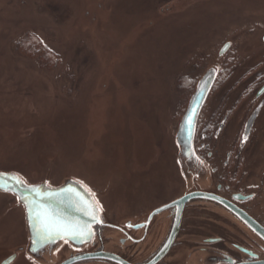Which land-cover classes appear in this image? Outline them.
I'll return each mask as SVG.
<instances>
[{
	"label": "rangeland",
	"instance_id": "obj_1",
	"mask_svg": "<svg viewBox=\"0 0 264 264\" xmlns=\"http://www.w3.org/2000/svg\"><path fill=\"white\" fill-rule=\"evenodd\" d=\"M146 1L0 0V170L29 183L51 172L53 186L73 177L115 202L181 187L177 130L232 21L223 1L160 17ZM16 203L0 192V248L24 235Z\"/></svg>",
	"mask_w": 264,
	"mask_h": 264
},
{
	"label": "flooded vegetation",
	"instance_id": "obj_2",
	"mask_svg": "<svg viewBox=\"0 0 264 264\" xmlns=\"http://www.w3.org/2000/svg\"><path fill=\"white\" fill-rule=\"evenodd\" d=\"M148 1L156 11L149 15L160 17L174 15L180 1L201 0ZM218 1L228 6L219 16L232 21V29L216 48L219 73L198 122L199 167L192 176L181 173V187L168 197L115 202L95 195L101 222L92 240L65 242L45 264H264V32L256 36L259 20L264 28V0H258L262 16L237 12L249 0ZM150 4L144 10H152ZM29 241L25 213L24 235L10 247ZM14 264L44 263L23 253Z\"/></svg>",
	"mask_w": 264,
	"mask_h": 264
},
{
	"label": "water",
	"instance_id": "obj_3",
	"mask_svg": "<svg viewBox=\"0 0 264 264\" xmlns=\"http://www.w3.org/2000/svg\"><path fill=\"white\" fill-rule=\"evenodd\" d=\"M230 47V44H226L220 54H225ZM219 73V66L217 64H211L205 70L202 77L197 82L195 91L193 92L188 106L180 121L176 142L179 147L178 163L181 166L184 176L194 174V169H197L200 165V158L196 152L195 141L198 128L199 118L202 109L208 99V96L216 82ZM195 109V120L189 126L185 123L188 113ZM51 172L47 175L45 181L29 183L20 174L15 171L0 170V192L8 193L16 197L17 203L15 207H23L26 213L27 228L29 231L30 241L27 244L18 245L15 247H1L0 255L8 254L6 259H2V264H14L19 256L23 253H28L32 258L40 263H47L52 260L54 254L60 249L65 242L74 243V245L81 244L80 239H72L71 237L61 239L57 237L55 240L42 239L39 232V223L35 219L32 203L38 199L37 193L44 194L53 192L60 194L62 189L73 188L80 192L85 199H90V190L83 183L73 177H66L59 185L53 186L50 184ZM35 191H32V188ZM87 189V190H86ZM90 193L95 198L94 193L90 190ZM43 203L50 205L59 215L67 217L68 219L78 221L81 224H91L92 240L94 234V226L98 222H92L90 217L86 216L83 212L77 211L72 207L69 201L61 203L56 199H45ZM26 204L28 205L26 207ZM100 213H98L100 220ZM85 240V241H87ZM84 242V241H83Z\"/></svg>",
	"mask_w": 264,
	"mask_h": 264
},
{
	"label": "snow or ice",
	"instance_id": "obj_4",
	"mask_svg": "<svg viewBox=\"0 0 264 264\" xmlns=\"http://www.w3.org/2000/svg\"><path fill=\"white\" fill-rule=\"evenodd\" d=\"M195 109L188 113L186 124L191 126L195 120ZM246 139V138H245ZM87 190V189H86ZM35 191V188H32ZM90 199L85 197L73 188L62 189L60 194L48 192L44 194L37 193L38 199L32 203L35 219L39 223V232L42 239L55 240L57 237L61 239H80L81 242L90 239L92 236L91 224H81L78 221L68 219L59 215L50 205L43 203L45 199H56L61 203L69 201L77 211L83 212L90 217L92 222H101L98 213L101 211L99 202L94 199L90 193ZM28 205L26 204V207ZM132 227V225H128Z\"/></svg>",
	"mask_w": 264,
	"mask_h": 264
},
{
	"label": "trees",
	"instance_id": "obj_5",
	"mask_svg": "<svg viewBox=\"0 0 264 264\" xmlns=\"http://www.w3.org/2000/svg\"><path fill=\"white\" fill-rule=\"evenodd\" d=\"M191 84V83H190ZM192 89H193V87H192Z\"/></svg>",
	"mask_w": 264,
	"mask_h": 264
}]
</instances>
